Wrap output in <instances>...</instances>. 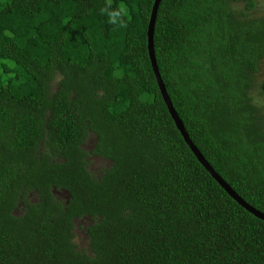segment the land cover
Segmentation results:
<instances>
[{"label":"trees","instance_id":"1","mask_svg":"<svg viewBox=\"0 0 264 264\" xmlns=\"http://www.w3.org/2000/svg\"><path fill=\"white\" fill-rule=\"evenodd\" d=\"M153 2L0 0V264H264V221L197 161L160 95ZM256 9L161 0L153 50L191 142L264 214Z\"/></svg>","mask_w":264,"mask_h":264},{"label":"water","instance_id":"2","mask_svg":"<svg viewBox=\"0 0 264 264\" xmlns=\"http://www.w3.org/2000/svg\"><path fill=\"white\" fill-rule=\"evenodd\" d=\"M161 0H154L152 8H151V14L147 26V52L150 60V64L152 67V71L154 74V78L156 80V84L158 86L160 95L163 99V102L167 108V111L171 117V119L174 122V125L176 129L179 131L180 135L182 136L185 144L189 147L193 155L196 157L197 161L204 167V169L209 173V175L218 183V185L228 194L230 198H232L237 204H239L241 207H243L247 212L252 214L254 217L260 219L261 221H264V214L256 210L255 208L248 205L243 199H241L229 186L227 183H225L220 176L212 169V167L208 164V162L204 159L202 154L199 152V150L196 148V146L191 142L188 133L186 132L184 125L179 118L177 112L175 111L172 102L167 94L166 88L164 86V83L161 79L155 56H154V50H153V31H154V25H155V18H156V12L158 9V5Z\"/></svg>","mask_w":264,"mask_h":264},{"label":"rangeland","instance_id":"3","mask_svg":"<svg viewBox=\"0 0 264 264\" xmlns=\"http://www.w3.org/2000/svg\"><path fill=\"white\" fill-rule=\"evenodd\" d=\"M6 1L8 0H1L2 3H5ZM256 1H257V9H256L257 12L255 15L263 16L264 15V0H256ZM255 77H256L257 84H260L262 81H264V63L260 65V68L258 72L256 73ZM257 102L259 105L264 106V96L258 97ZM92 142H93V138L89 137V140L87 141V144H85L84 148H86V150H89L92 147ZM106 166H107V162H103L101 159H98L96 157H91L89 159L88 170L93 175L98 176L101 173L103 167H106ZM58 195L59 197L64 198L63 194L59 193ZM88 223H89V220L87 219H80V220L75 221V229H74L75 242L76 244H78L80 247H83V248L87 246V239L84 233V228L88 225Z\"/></svg>","mask_w":264,"mask_h":264}]
</instances>
